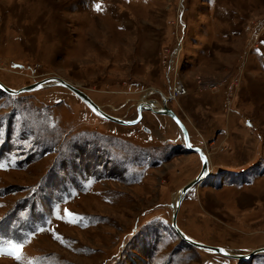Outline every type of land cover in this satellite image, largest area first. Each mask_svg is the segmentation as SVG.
I'll use <instances>...</instances> for the list:
<instances>
[{"label": "rangeland", "instance_id": "obj_1", "mask_svg": "<svg viewBox=\"0 0 264 264\" xmlns=\"http://www.w3.org/2000/svg\"><path fill=\"white\" fill-rule=\"evenodd\" d=\"M53 77L125 120L148 105L125 125L65 86L0 88V247L28 236L25 264H264L180 238L174 205L202 163L147 109L172 110L214 173L181 200L182 231L264 248V0H0V81Z\"/></svg>", "mask_w": 264, "mask_h": 264}, {"label": "water", "instance_id": "obj_2", "mask_svg": "<svg viewBox=\"0 0 264 264\" xmlns=\"http://www.w3.org/2000/svg\"><path fill=\"white\" fill-rule=\"evenodd\" d=\"M49 81H52L53 83H48ZM47 85H58V86L67 87L68 89L73 91L75 94H77L93 110H95L96 112L101 114L103 117H105L106 119H109L111 121H114V122H117L120 124H125V125H134V124H137L138 122H140L142 119V112H143V109H145V108L141 107L142 101L138 105V116H137V118L132 119V120H125V119H122V118H119V117H116V116H113V115L107 113L106 111L103 110L101 105L96 103L91 98V96L88 93L84 92L83 90L79 89L76 85H74V84L70 83L69 81L62 79L60 77L48 78V79H45L42 81L35 82L29 86H25V87L18 88V89L9 87L6 84H4L2 81H0V88L5 90L6 92H8L10 94H20V93L27 92V91L38 90L40 88L46 87ZM147 109L153 110V108H151V106H148ZM166 110H168V111H166ZM161 112L163 114H167L169 116H172L176 120L179 119L178 116L170 109H165V111H161ZM158 113H159V111H158ZM179 120H178V123L180 124V128L182 129L183 134L185 136L186 149H188L189 151H191V150L196 151L200 155V158L202 161L201 172L198 174V176L195 179H193L190 183L186 184L180 191V195L185 196L195 185H198L201 182V180H203L204 178L209 176L210 171H209V160L207 158V155L203 152L202 148L192 145L188 129ZM181 200H183L182 197H180L178 200V206L181 204ZM178 208H177V210H178ZM177 210H175L174 214H173L172 226L176 230L177 234L180 236V238L182 240L186 241L187 243H189V244H191L197 248H201V249L208 250V251L211 250V251L220 253L222 255L228 256V253L225 252V250L222 247H215V246H210L208 244H204L201 242H197L196 240L192 239L187 234H185L178 225ZM262 252H264V248L256 249L251 254H246V255L235 254L232 257L238 258V259H248V258H251L254 255H256L258 253H262Z\"/></svg>", "mask_w": 264, "mask_h": 264}, {"label": "snow or ice", "instance_id": "obj_3", "mask_svg": "<svg viewBox=\"0 0 264 264\" xmlns=\"http://www.w3.org/2000/svg\"><path fill=\"white\" fill-rule=\"evenodd\" d=\"M259 52V50H257ZM3 165H0V167H2ZM57 215H59V213L57 212ZM84 217H80L79 220L82 221L84 220ZM39 231H45V229L40 228L38 229ZM56 239H61L59 236L55 237ZM28 236H25L22 240L20 241H16V242H8L10 244V247L8 249H5L3 247H0V256L3 255H10L12 256L17 262H19V264H25V261L23 259V255H22V248L24 243L27 242ZM27 264H31V262H27Z\"/></svg>", "mask_w": 264, "mask_h": 264}, {"label": "bare ground", "instance_id": "obj_4", "mask_svg": "<svg viewBox=\"0 0 264 264\" xmlns=\"http://www.w3.org/2000/svg\"><path fill=\"white\" fill-rule=\"evenodd\" d=\"M72 92H73V91H72ZM142 104H143L144 106H143ZM147 105H148L147 103H145V102H143V101L141 102V107H142V108H145V109H146V106H147ZM151 108H152V107H151ZM145 109H143V111H144ZM165 109H168V108H163V109H160V110H156V108H155V109H153V111H159L160 114H163L161 111H165ZM166 111H168V110H166ZM175 120H176V119H175ZM178 120H179V119H178ZM178 120H176L177 123H178ZM179 121L182 122L181 120H179ZM178 124H179V123H178ZM179 126H180V124H179ZM182 132H183V131H182ZM203 152H204V151H203ZM204 153H205V152H204ZM205 154H206V153H205ZM207 158H208V156H207ZM209 167H210V166H209ZM209 170H210V169H209ZM209 173H210V172H209ZM201 182H202V181H201ZM180 197H182V198L184 199L185 196H182V195L179 194V195H178V200H179ZM174 201H177V198H176ZM178 207H179V206H178V203L176 202L175 205H174V211L177 210ZM230 247H231V246H230ZM222 248L225 250V252L228 253V256H231V257H232L233 255H235V254H232V253H231V251H232L231 249L226 248V247H222ZM232 258H233V257H232Z\"/></svg>", "mask_w": 264, "mask_h": 264}, {"label": "built area", "instance_id": "obj_5", "mask_svg": "<svg viewBox=\"0 0 264 264\" xmlns=\"http://www.w3.org/2000/svg\"><path fill=\"white\" fill-rule=\"evenodd\" d=\"M185 90L182 87L175 89V93L182 94Z\"/></svg>", "mask_w": 264, "mask_h": 264}, {"label": "crops", "instance_id": "obj_6", "mask_svg": "<svg viewBox=\"0 0 264 264\" xmlns=\"http://www.w3.org/2000/svg\"><path fill=\"white\" fill-rule=\"evenodd\" d=\"M211 141L213 142L214 141V138L212 137L211 138ZM215 142V141H214ZM212 162H213V159L211 158ZM212 175L214 176V173H212Z\"/></svg>", "mask_w": 264, "mask_h": 264}, {"label": "flooded vegetation", "instance_id": "obj_7", "mask_svg": "<svg viewBox=\"0 0 264 264\" xmlns=\"http://www.w3.org/2000/svg\"><path fill=\"white\" fill-rule=\"evenodd\" d=\"M150 130H151V129H150ZM146 131H148V132H149V130H146ZM181 136H183V138L185 139L184 135H182V134H181ZM179 142H180V141H178V143H179Z\"/></svg>", "mask_w": 264, "mask_h": 264}]
</instances>
